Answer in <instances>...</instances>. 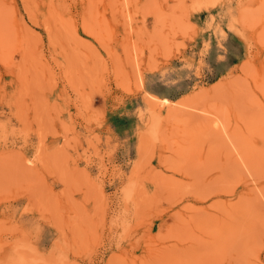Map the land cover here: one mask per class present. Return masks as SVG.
Listing matches in <instances>:
<instances>
[{
	"label": "rangeland",
	"instance_id": "obj_1",
	"mask_svg": "<svg viewBox=\"0 0 264 264\" xmlns=\"http://www.w3.org/2000/svg\"><path fill=\"white\" fill-rule=\"evenodd\" d=\"M0 264H264V0H0Z\"/></svg>",
	"mask_w": 264,
	"mask_h": 264
},
{
	"label": "bare ground",
	"instance_id": "obj_2",
	"mask_svg": "<svg viewBox=\"0 0 264 264\" xmlns=\"http://www.w3.org/2000/svg\"><path fill=\"white\" fill-rule=\"evenodd\" d=\"M164 101H166L167 103H169V101H168L167 99H164ZM170 110L173 111L174 109H173V110L170 109ZM171 111L169 112V114H172ZM173 112H174V111H173ZM191 114H192V113H191ZM199 121H200V122L202 121L201 124L204 123V122H203L204 120H199ZM205 122H206V121H205ZM205 126H206V124H205ZM202 127H203V126H202ZM207 127H208V126H207ZM207 130H208V129H207ZM218 130H219V128H218ZM213 131H216V130H213ZM219 131H220V130H219ZM214 133H215V132H214ZM216 136H218V135H216ZM218 137H219V136H218ZM220 141H222V140H220ZM233 169H234V168H233ZM256 170H257V169H256ZM256 172H257V171H256ZM261 172H262V171H260V173H261ZM253 173H254V172H253ZM257 174H259V173L257 172ZM255 175H256V174H255ZM256 176H257V175H256ZM258 177H259V175H258ZM249 190L251 191V190H253V188H251V189H249ZM253 191H254V190H253ZM246 192H247V193H250L248 190H247ZM251 193H252V191H251ZM253 194H254V193H253ZM250 195H251V194H250ZM256 197H257V196H256ZM252 198H253V197H252ZM245 199H246V198H245ZM247 199H248V198H247ZM255 200H256V199H255ZM258 201H259V200H258ZM258 201H257V202H258ZM247 202H248V201H247ZM249 202H250V201H249ZM249 202H248V203H249ZM251 202H252V201H251ZM244 203H246V202H244ZM255 203H256V201H255ZM251 204H252V203H251ZM252 205L254 206V204H252Z\"/></svg>",
	"mask_w": 264,
	"mask_h": 264
}]
</instances>
